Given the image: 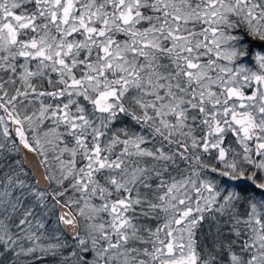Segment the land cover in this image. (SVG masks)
<instances>
[{
	"label": "snow or ice",
	"instance_id": "6c2138e0",
	"mask_svg": "<svg viewBox=\"0 0 264 264\" xmlns=\"http://www.w3.org/2000/svg\"><path fill=\"white\" fill-rule=\"evenodd\" d=\"M0 264H264V0H0Z\"/></svg>",
	"mask_w": 264,
	"mask_h": 264
}]
</instances>
